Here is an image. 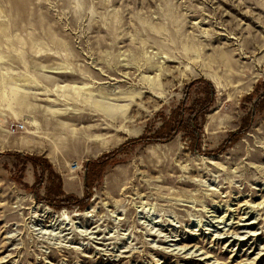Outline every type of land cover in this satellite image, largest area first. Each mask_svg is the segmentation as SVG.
<instances>
[{"label":"rangeland","instance_id":"rangeland-1","mask_svg":"<svg viewBox=\"0 0 264 264\" xmlns=\"http://www.w3.org/2000/svg\"><path fill=\"white\" fill-rule=\"evenodd\" d=\"M262 93L264 0H0V264H264Z\"/></svg>","mask_w":264,"mask_h":264},{"label":"trees","instance_id":"trees-1","mask_svg":"<svg viewBox=\"0 0 264 264\" xmlns=\"http://www.w3.org/2000/svg\"><path fill=\"white\" fill-rule=\"evenodd\" d=\"M203 83L204 84V97L201 100H197L194 101L192 105H190L189 107L187 106L188 101H189V91L190 89L193 87V85L195 83ZM215 93H214V89L212 87V85L210 84L209 81L206 80H200V81H196L191 83L185 90L184 92V96L182 99L181 104L178 106L177 109H175L169 118V121H167L164 126L162 127V129L157 133L154 134V136L151 139H146V138H138L134 141H132L130 144L131 145H138L141 143H147V142H163V141H168L172 138L173 135L176 134V132L183 130V129H187L189 131L188 136L190 137L191 141L193 142V146L194 143L197 142V140L199 139L200 133H201V128L198 125V119L203 116L208 109L210 108V106L213 103V99H214ZM264 101V93H262L261 95H259L256 100L255 103L253 105V109H252V113L250 114L249 120H247L246 124L249 125L250 121L253 119L254 116V112L256 109L259 108V105ZM185 113H189V116L187 119H184V115ZM245 130L243 131H239L236 133H233L231 135V140H234L236 138H238L240 135H242L244 133ZM124 148H121L118 150V153H120ZM18 155V154H16ZM112 155L108 156V157H102L101 159L95 161V162H89L86 166H87V173L85 176V180H84V188H85V193L87 194L89 189H90V182L92 179V173L97 171V173L100 171V168L103 167L106 163H107V159H110ZM24 157L28 160H31L34 164L36 165H40L41 167H43V165L41 164V161L38 157H34V156H29V155H24ZM111 160V159H110ZM50 166V165H49ZM47 165V170H51V167H49ZM45 168V167H44ZM42 185V181L40 178H38V182L33 186L32 191L34 193V196L37 197L38 196V189L41 187ZM88 200V196L85 195V198L83 200H77L74 199L72 197H69L67 199L64 200V202H60L57 205L53 206V207H59V206H64V204L66 205H77L81 208H83L85 206V204L87 203Z\"/></svg>","mask_w":264,"mask_h":264},{"label":"built area","instance_id":"built-area-1","mask_svg":"<svg viewBox=\"0 0 264 264\" xmlns=\"http://www.w3.org/2000/svg\"><path fill=\"white\" fill-rule=\"evenodd\" d=\"M21 128H22V126L11 125L9 128V131L11 133H16L18 131V129H21Z\"/></svg>","mask_w":264,"mask_h":264},{"label":"bare ground","instance_id":"bare-ground-1","mask_svg":"<svg viewBox=\"0 0 264 264\" xmlns=\"http://www.w3.org/2000/svg\"><path fill=\"white\" fill-rule=\"evenodd\" d=\"M230 216V215H229ZM232 216V215H231ZM232 218V217H231ZM223 220H221V222H222ZM232 223V222H231ZM221 224V223H220ZM155 225V224H154ZM227 225V224H226ZM230 225V224H229ZM228 225V226H229ZM246 225V224H245ZM251 225V224H250ZM232 227V226H231ZM220 229V228H219ZM225 231V230H224ZM228 231V230H227ZM223 234H224V232H223ZM230 235V234H229ZM227 237V236H226ZM235 238V237H234Z\"/></svg>","mask_w":264,"mask_h":264}]
</instances>
